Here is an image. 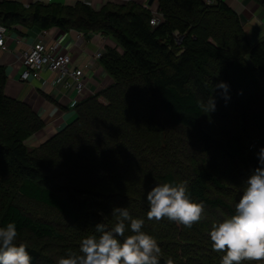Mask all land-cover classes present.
<instances>
[{
    "label": "trees",
    "instance_id": "1",
    "mask_svg": "<svg viewBox=\"0 0 264 264\" xmlns=\"http://www.w3.org/2000/svg\"><path fill=\"white\" fill-rule=\"evenodd\" d=\"M157 26L152 13L128 2L96 11L85 3L29 7L3 0L0 24L59 28L86 35L100 33L115 46L104 48L100 64L110 83L82 99L76 119L37 149L26 142L45 128L26 103L7 97L6 70L0 66V227L14 222L18 233L55 240L62 253L46 259L27 245L32 264H57L68 249L77 250L94 227L114 223V207L144 219L142 230L156 238L160 264H220L209 232L230 218L233 191L218 173L198 166L202 155H220L230 165L252 173L264 148V38L252 45L238 14L224 1L157 0ZM264 8V0H250ZM230 25L232 32L218 35ZM216 71V75L214 74ZM224 82L229 90L215 85ZM211 96L217 132L205 123L202 101ZM237 116L245 136L224 123ZM186 182L193 202L205 206V218L192 228L167 219H147L146 193L163 183ZM23 202L39 206L50 217L25 212ZM181 260V261H180ZM247 264V262H246ZM259 264V262H251Z\"/></svg>",
    "mask_w": 264,
    "mask_h": 264
},
{
    "label": "clouds",
    "instance_id": "2",
    "mask_svg": "<svg viewBox=\"0 0 264 264\" xmlns=\"http://www.w3.org/2000/svg\"><path fill=\"white\" fill-rule=\"evenodd\" d=\"M216 89L223 90L225 101L230 98L226 83L216 84ZM201 107L213 113L214 96L202 101ZM258 165L244 184L234 214L209 232L212 251L223 253L220 264H264V148L259 150ZM146 201L149 221L167 219L190 229L205 218L204 204L191 200L186 182L155 185L146 193ZM111 216V227L97 224L78 249L66 250L57 264H160L162 250L156 238L142 230L144 219L133 218L121 207H114ZM18 236L14 222L0 227V264H32L27 245L18 243ZM165 264H174V259L169 257Z\"/></svg>",
    "mask_w": 264,
    "mask_h": 264
},
{
    "label": "crops",
    "instance_id": "3",
    "mask_svg": "<svg viewBox=\"0 0 264 264\" xmlns=\"http://www.w3.org/2000/svg\"><path fill=\"white\" fill-rule=\"evenodd\" d=\"M3 0H0V3ZM16 2L24 7H28L33 4H52L59 3L67 6H74L79 2L85 3L96 11H100L107 4H119L124 5L128 2H134L137 5L153 11H158V1L153 0H7ZM219 1V0H216ZM228 4L232 9L237 11L238 5L234 0H221ZM244 1V0H243ZM248 2V0H247ZM250 3V2H249ZM50 40L59 38L63 40V46L67 47L71 51L73 65L77 68L87 64H92V73L86 77V90L84 97H79L75 91H65L62 88H56L52 84L53 77L49 72L42 74V79L47 81V85L43 86V81H31L22 82L20 75L22 72V66L20 63V54L24 50H27L41 35L42 30L36 26L32 28H26L23 26H16L9 30L7 44L9 51L4 53L0 52V66L4 67L8 76L5 93L7 97L22 101L29 105L34 112H36L44 121L45 128L35 135L37 140L42 141V138L47 140L54 136L57 132L69 125L76 116L75 108L70 107L74 101H81L82 99L91 96L110 83V78L104 72L100 61H94V57L98 51L104 50L105 46L109 44V37H106L100 33L90 34L89 37H85L81 43L77 44V35L79 31L71 30L68 33L59 29L52 28L49 30ZM23 37L24 42L17 45L15 40L17 37ZM33 137V138H35ZM30 138L26 145L33 140ZM46 140V141H47ZM44 141V142H46ZM43 142V143H44ZM41 143V144H43Z\"/></svg>",
    "mask_w": 264,
    "mask_h": 264
},
{
    "label": "rangeland",
    "instance_id": "4",
    "mask_svg": "<svg viewBox=\"0 0 264 264\" xmlns=\"http://www.w3.org/2000/svg\"><path fill=\"white\" fill-rule=\"evenodd\" d=\"M234 1L238 5L236 13L238 14L240 20L244 25V30L248 34L251 44H257L264 38V8L260 7L258 4L250 0H248V2L247 0ZM154 15L155 11H153L152 17H154ZM217 30V33L221 37V39L224 41H228L232 48L238 46L232 38L228 39L227 36H225L226 31H233V28H231L230 25H227L226 27L224 26L221 29L218 28ZM232 34L235 35L234 32H232ZM109 39L110 41L108 45L115 46L114 41L111 38ZM214 74L216 75V71H214ZM74 117L75 118L72 122H74L77 116ZM230 118L231 119L224 124L229 127L232 133L239 132V134L245 136V130H248L249 132H257L253 126H249L246 128L245 125L239 123V119L237 116H231ZM218 121V118L216 119L212 117L210 113H207L205 123L210 131L214 133L217 132ZM38 133H36L35 135H37ZM258 134H264V132H258ZM35 135H33L31 138L35 137ZM41 140L42 141L37 140L36 137L33 138V140L29 142L28 147L35 150L41 145V143H43L47 139L44 137ZM200 157L201 161L197 163L200 168L213 170L215 173H218L221 176L222 180L226 184L232 185L233 191L228 194V199L231 202L234 201L233 204L235 205L239 201V198L245 187L244 184L251 173L244 171L238 165H230L220 155L208 154L202 155ZM23 207L25 212L29 215L44 218L50 217V214L39 206L23 202ZM18 243H25L30 247L38 249L46 259H49V256L52 258L53 255L62 253V246L59 245L57 241L50 239L38 240L30 232L27 231H22L19 233Z\"/></svg>",
    "mask_w": 264,
    "mask_h": 264
},
{
    "label": "built area",
    "instance_id": "5",
    "mask_svg": "<svg viewBox=\"0 0 264 264\" xmlns=\"http://www.w3.org/2000/svg\"><path fill=\"white\" fill-rule=\"evenodd\" d=\"M121 1L126 2V0ZM216 2V0H205L207 5H214ZM146 9L150 11L147 6ZM161 19L162 17L158 12H155L150 23L152 26H157L160 24ZM8 33L9 30L0 24V52L6 53L10 50L7 44ZM49 34V30H42L40 37L27 50L21 52L20 63L22 72L20 79L22 82L28 83L41 80L43 81V86H45L48 83L42 79V74L49 72L53 77L52 84L54 87L62 88L65 91H75L79 97H84L86 77L90 72L92 73V64H87L79 68L75 67L71 56L72 50L63 46L62 39L54 38L50 40ZM89 36L90 34L86 35L83 32L78 33L76 43H81L85 40V37L87 38ZM15 42L17 45H20L24 42V39L19 36ZM103 52L104 50L98 51L94 57V61H100ZM79 102L77 100L72 102L70 107L75 108Z\"/></svg>",
    "mask_w": 264,
    "mask_h": 264
},
{
    "label": "water",
    "instance_id": "6",
    "mask_svg": "<svg viewBox=\"0 0 264 264\" xmlns=\"http://www.w3.org/2000/svg\"><path fill=\"white\" fill-rule=\"evenodd\" d=\"M153 3V0H151L150 2H149V4L151 5Z\"/></svg>",
    "mask_w": 264,
    "mask_h": 264
}]
</instances>
